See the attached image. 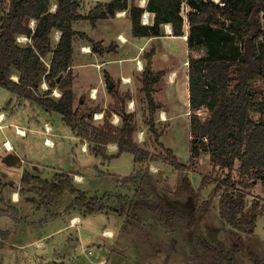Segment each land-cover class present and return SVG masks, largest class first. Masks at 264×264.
<instances>
[{"label": "trees", "instance_id": "16d2710c", "mask_svg": "<svg viewBox=\"0 0 264 264\" xmlns=\"http://www.w3.org/2000/svg\"><path fill=\"white\" fill-rule=\"evenodd\" d=\"M145 5L139 8L128 5V0H111L97 3L82 16L78 11V0H1L0 86L9 90L18 101L36 102L48 112H57L76 136L92 145L89 146L96 155L105 156L106 146L113 143L118 153L129 152L135 163H144L153 157L134 141V116L117 108L126 95L114 93L115 103L110 109L120 115V125H113L108 118L102 125H95L91 120L97 108L85 114L79 107L73 108L72 41L76 32L72 23L88 20L93 24L113 17L118 11L128 10L133 37H161L165 24L171 25L172 36L179 37L185 34L184 27L187 26L188 48L206 50L204 56L192 59L187 73L191 112L189 161L192 164L201 154L207 153L210 165L221 172V176L214 178L202 176L200 185L216 184L214 193H220L218 216L229 226L226 240L220 244L200 236L195 239V246L200 250L199 257H204L203 261L211 258L219 264H233L234 255L240 250L239 234H252L256 218L264 212L259 196L252 197L251 205L246 199L255 181H264V31L253 20L254 16L264 13V0H219V3L211 0H146ZM185 7L187 12L183 14ZM144 11L153 14L152 25L141 23ZM55 32L60 35L57 44L53 45ZM20 37L25 38V43L19 41ZM89 41L92 52H103L100 43ZM152 55L153 50L146 54L147 63L141 74L151 131L154 112L159 107L151 92L164 75V70H151ZM14 76L16 81L12 80ZM43 84L47 86L45 91L41 89ZM54 89L60 92L58 98L50 97ZM201 108L207 112L204 117L198 115ZM255 114L260 115L258 120ZM166 150L175 170L187 169L171 150ZM235 171L236 180L233 178ZM72 182L67 173L55 174L51 181L28 172L21 178V185L38 195L44 206L68 192L76 196L74 206L85 208L87 214L105 210L96 196L87 198L85 192L73 187ZM168 193L166 196L183 209L164 203L158 197L154 201L138 200L129 205L134 210L157 211V222L165 227H177L184 222L192 213L184 208L189 201L194 211L200 212L197 221L212 208L211 200L198 203L199 195L186 177ZM232 240L237 245L225 252V243L230 244ZM248 255L254 260L252 252ZM254 264L259 262L254 260Z\"/></svg>", "mask_w": 264, "mask_h": 264}, {"label": "rangeland", "instance_id": "374dc122", "mask_svg": "<svg viewBox=\"0 0 264 264\" xmlns=\"http://www.w3.org/2000/svg\"><path fill=\"white\" fill-rule=\"evenodd\" d=\"M86 1L82 0L84 6ZM211 1L219 3V0ZM80 2L81 0H78V5ZM132 4L141 3L136 0ZM84 6L78 9L80 15L86 12ZM253 20L255 25L264 31V13L254 16ZM30 25L33 26L34 21ZM73 25V29L86 33L94 40L104 39L106 42L108 38H111L120 44L115 36L116 32H120L131 42L118 53L108 52V63L102 65L105 68L101 69V66L98 69L95 66L98 60L79 55L80 51L77 47L87 37L82 36L81 33L76 35L77 42L74 49L76 53L73 52V57L76 59H72V73L74 79L77 70L78 81L75 82V87L73 86L75 79L72 84L73 108L79 107L80 112L84 114L95 109L96 106H98L97 109H102L101 107L105 104V98L101 95L95 103H89L88 100L89 87L94 86L97 75L104 70L116 74L118 78L123 74L130 75L135 70V60L129 59L131 55L138 52L145 44V51L141 55L145 64L144 57L147 51L154 48L152 69L154 71L162 69L164 75L151 92L155 104L159 106L152 120L153 131L148 124L147 100L139 78L141 73L133 77V84L129 86L123 85V80L107 77L106 79H111L114 84L110 92L108 88L105 90L106 97H113V100L109 97L106 109L114 106V93L126 95L122 105L118 104L117 108L121 107L125 113L133 114L136 126L134 141L142 149L148 150L153 158L144 163H135L133 155L129 152L96 155L91 152L93 149V147L90 148L91 144H89L90 152H82L80 140L71 132L57 112H48L36 102L18 101L9 90L0 86V113H3L5 118L0 126V152L4 150L2 143L10 139L15 151L25 157L28 162L33 163L36 168L38 167L40 177L48 181H51L55 173L60 171L71 175L77 172L81 175V179H74L72 182L74 187L84 191L87 198L96 196L105 206L102 212L87 214L85 208L74 206L73 200L76 196L68 192L52 204L45 206L38 197L35 205L42 206L38 210H31L29 208L31 204L23 201L16 205L10 204L8 210H5L4 205L1 206L0 227L5 223L13 224V229H17L18 234L20 230L25 231L27 228V232L22 235L25 241L32 240L37 243L20 250L13 249L10 244L4 243V239L11 236L0 233V264H100L102 259L106 260L105 264H219L211 258H205L203 261L204 257H199L200 250L198 251L195 246L197 241L195 239L200 236L210 239L213 244H220L223 239L226 240L229 226L224 224L218 216L220 193H214L216 184L210 183L206 187L200 185L202 176L214 178V176H221V172L214 170L210 165L207 153L201 154L192 164L189 161L191 112L187 87L183 81L184 73L187 76L192 59L197 60L200 56H204L206 50H190L188 42L181 37L154 38L146 43L145 37L132 36L129 18L121 22L114 21L113 24L107 23L96 31L91 30L88 22L79 21ZM23 38L20 37L19 40L25 43ZM58 38L59 35L55 32L52 36L53 45L57 44ZM235 43L240 47L239 42ZM113 45L114 42L109 45L112 50ZM102 50L100 54L104 53L103 48ZM82 51L85 50L82 49ZM120 57L125 59L124 63L118 62ZM76 65L79 66L74 69ZM171 70L177 76V81L169 87L166 79L168 71ZM13 78L14 81L17 77ZM78 83L85 87V91L89 90V93L85 95L78 87ZM41 89L45 91L47 86L43 84ZM77 91L81 92L76 94ZM59 96V90L55 89L50 95L51 98ZM127 97L131 99V102L126 100ZM111 112L105 113L102 121L97 120L98 115L92 114V123L102 125L104 119L108 118L114 125H120L121 118L116 121L119 114ZM161 112L168 114L167 119L162 122L159 120ZM206 114L204 109L199 110L198 115L204 117ZM254 117L258 120L260 115L255 114ZM10 122L35 130L30 131L27 137L17 138L13 135L14 126H10ZM45 123L50 127L46 134L42 132ZM45 140H49L51 146L45 144ZM166 149L171 150L177 161L186 165L187 169L181 172L175 170L169 163L170 158ZM132 175L134 178H129ZM184 177L190 181L198 193L199 204L204 200H211V210L199 221L197 216H200V212L191 208L192 213L181 225L165 227L157 222V211H146L141 208L134 210L133 206L129 205L130 202L138 200L154 201L157 197L164 203H167V199L171 201L166 194L175 190ZM233 178L237 179L236 171ZM11 179L14 181L13 177ZM254 184L255 186L249 191L250 196L246 199L252 204V197L257 195L260 197V205H264V181L256 180ZM23 190H25L23 193L30 191L28 188ZM121 211L123 213H120ZM65 212L67 214H64ZM74 214L78 215L80 221L71 228L65 227ZM50 215L53 217L49 218ZM256 220V227L252 234H239L242 244L238 243L240 250L234 255L233 264H254V260L264 264V212ZM171 221L175 223V219ZM104 230L112 231L110 238L102 235ZM236 245L237 242L234 240L230 244L225 243V252ZM248 252L253 253L254 260Z\"/></svg>", "mask_w": 264, "mask_h": 264}, {"label": "crops", "instance_id": "0c3cea01", "mask_svg": "<svg viewBox=\"0 0 264 264\" xmlns=\"http://www.w3.org/2000/svg\"><path fill=\"white\" fill-rule=\"evenodd\" d=\"M84 1H86V0H84ZM108 1H111V0H87L86 3H85L86 4L85 5L86 7H85L82 4V0H81L79 7H83L84 6V10H86L85 14H81V15L82 16H86L87 13L92 8H94L97 3H105V2H108ZM121 1H123V0H121ZM133 1H136V0H128V5H131ZM137 1H140L141 4H139V5L132 4V5H135V6L139 7V8H144L146 6L145 5L146 0H137ZM144 13H147L148 23H144V22H141V23H143L144 25H152L153 14H151L150 12H147V11H144ZM126 18L127 19L129 18L128 10L118 11V12L115 13V15L113 17H108V18H106L104 20H98V21H96L93 24H91L88 20H78V21L73 22L72 25L74 23L79 22V21H84V22H88L91 25V30L92 31H96V30L101 29L102 27H104V25H107V23L113 24L114 21L121 22V21H123ZM129 20H130V18H129ZM131 25H132V23H131ZM74 31L76 32V35L81 33V34H83V35H85L87 37L85 39V41H81L80 42L81 45L79 47H77L78 51H80L79 55H81V54L82 55H86V56H88L89 59L98 60L97 63L95 62V66L98 69L102 65H105V64L108 63V60H107V55H108L107 53L108 52L118 53L119 50H122L123 48H125V46L127 44L131 43L130 40L127 39L126 36L123 35L120 32H118V33L116 32V35H115L116 39L118 40V42H120V44H118L117 42L111 40V38H108L106 40V42L104 41V39L94 40L92 37H90L89 35H87L84 32H81V31H78V30H75V29H74ZM184 32H185V34L183 36H179V37H181L182 40L187 41L186 40L187 26L184 27ZM56 33H58V35H60L59 32H56ZM131 33H132V30H131ZM171 33H172L171 25L170 24H165L163 26V35L161 37H174V36L171 35ZM76 35L74 36L73 41H72V43L74 45V49L76 47L75 46V44H76L75 42H77V40L75 39ZM161 37H156V38H161ZM179 37H176V38H179ZM136 38H140V37H136ZM88 39L93 41V42L100 43L101 48L104 49V53L100 54V53L92 52V50H91V48H92L91 47V42ZM144 39H145V41L147 43L149 40L154 39V37H151V38L145 37ZM112 42H114V45H113L114 49L113 50L109 47V45ZM144 48H145V44L143 45V47L140 48V50H138V52L133 53L131 55V57L129 58L131 60H135V70H134V72L132 74H130L131 76L128 75V74H125V75L123 74L120 78H118L116 76V74H113V73L109 72L108 70L107 71L104 70L103 73H101L100 75H97V77H96L97 80H96V83L94 84V86L89 87V90H90V95H89V98H88L89 103L97 102L99 100V95H101L102 97L105 98V104L103 105V107H101L102 109H96L93 112V114L95 113L96 115H102L101 117H98V119H97L98 121H102L103 117H104V114L106 112H110L111 111L110 109H106V108L108 106L107 102H109L108 101L109 97H111V100H113V97L112 96L106 97L105 90H106V88H108L109 92H110L111 88L109 87V82L111 81L113 83V81L111 79H106V78L109 77V78H113V79L123 80L122 84L125 85V86L126 85L127 86L132 85L133 84V77L136 76L139 73L142 74L144 66L147 63V61L145 59V64H144V59L141 58V55L145 51ZM82 49L83 50L87 49V51H82ZM88 49H90V50H88ZM151 50H153V55L151 57L152 64H153V57L155 56L154 48L150 49L147 52L149 53ZM141 51H142V53H141ZM73 52H74V54L76 53L75 50ZM73 58L76 59L75 57H73ZM124 61H125V59L122 58V57H120V59L118 60L119 63H124ZM185 62H184V64H185ZM143 64H144V66H143ZM152 64H151V70L153 72H157V71H154L152 69ZM78 66L79 65L74 66V69H77ZM103 68H105V67L102 66L101 69H103ZM160 71H162V69ZM168 72L169 73L167 75L168 78L166 77L167 78L166 82L168 83L167 85L170 87L171 85L176 83L177 76L175 75L174 71H172V70L168 71ZM141 74L139 76L140 79L142 78ZM76 78H78L77 70H76V75H75V78H74L75 79L74 84H73L74 87H75V82L78 81V79H76ZM125 79H127V81ZM183 81H185V84H186V87H187V94H188V76H185V73H184V80ZM140 82H141V80H140ZM166 82H165V85H166ZM78 84H79L78 87L80 88V90L82 92H84L85 95L89 93V90L85 91V87L83 85H80V83H78ZM122 84L120 83V85H122ZM55 90L57 91V89H55ZM81 91H77L76 94L81 92ZM188 97H189V94H188ZM126 100L128 102L129 101L131 102V99H129L128 97H127ZM94 108H98V106H96ZM105 110H107V111H105ZM111 113H114V112H111ZM114 114H116V113H114ZM118 116H117L116 121L119 120L118 118H121L120 115H118ZM167 117H168V114L162 113V114L159 115V120L162 122L163 120L167 119ZM0 118H3L2 121H0V126H2L1 124L5 121V118L3 117V113H0ZM9 125L10 126H14L13 135L15 137H17V138L21 137V136H26L27 137L28 133H30V131H34L35 130V129L31 128V127H27L26 128L24 125L23 126H18L16 123L14 124L12 122H10ZM46 127H47V132L50 130L49 125L47 123H45L44 124V131H42L45 134L47 133V132H45ZM78 139L80 140L82 152L85 151V153H86V151H89V145L87 143L83 142L80 137H78ZM4 143H5L6 146H4ZM1 146H2V148H4V150H3V152H0V207L4 205V208L6 207L5 210L6 209L8 210L9 209L8 206L10 204L16 205L20 201H23V202H27V203L31 204L30 207H29L31 210H38V209L42 208V206H39V205L36 206L35 205V203H37L36 200L38 198V195H36L34 192H31V191H29L28 193H23V191H25L23 189L27 188V187H23L21 185V178H22V175H23L24 172L28 171V173H30V175H32V176H40L38 174V167L36 168L33 163L28 162L25 157H23L21 154L17 153L15 151L16 149L14 148V144L11 142L10 139H6L2 143ZM111 152H118L116 145L113 144V143H109V145L106 146L105 155H108ZM59 173H65V172L60 171V172L55 173V174H59ZM67 174H69V173H67ZM69 175L73 178V181H74V179L75 180L76 179H78V180L81 179V175H79L77 172H74L73 175H71V174H69ZM11 177L14 178V181L11 179ZM72 185H73V183H72ZM73 187H74V185H73ZM74 188H76V187H74ZM76 189H78V188H76ZM68 213H70V212H68ZM64 214H67V213L65 212ZM52 217H53L52 215L49 216V218H52ZM11 219L13 220L12 217H11ZM79 221H80V219H79L78 215L74 214V216L70 217L69 223L65 227H70L71 228V227L75 226V224H77ZM13 228H14L13 224H10V223H5V225H2L0 227V233L3 232L7 236H11L8 239H4V243L10 244L13 249H19L20 250L21 248H27L28 246H31V245H34L35 243H37L36 241H32V240L25 241V238L22 235L27 232V230H28L27 228H25V231L20 230L19 234L17 232V229L14 230ZM12 232H13V234H12ZM106 233H110V235H111L112 231L110 232V231L104 230L102 235L104 237H106ZM107 238H110V237H107ZM105 263H106L105 259L100 260V264H105Z\"/></svg>", "mask_w": 264, "mask_h": 264}, {"label": "water", "instance_id": "95a60500", "mask_svg": "<svg viewBox=\"0 0 264 264\" xmlns=\"http://www.w3.org/2000/svg\"><path fill=\"white\" fill-rule=\"evenodd\" d=\"M109 87H110V88L113 87V83H112L111 81L109 82ZM167 203L170 204V205H176V206L179 207L180 209H183V207H182L181 205H179V204H177V203H174V202L170 201L169 199H167ZM188 204H189V205H188L187 207L185 206L184 208H185V211H186V212L190 213V212H191L190 209L193 208V206H192L191 201H189ZM250 204H251V203H249V205H250Z\"/></svg>", "mask_w": 264, "mask_h": 264}, {"label": "built area", "instance_id": "2783aa9c", "mask_svg": "<svg viewBox=\"0 0 264 264\" xmlns=\"http://www.w3.org/2000/svg\"><path fill=\"white\" fill-rule=\"evenodd\" d=\"M186 12H187V8L185 7V8L183 9V14H185ZM141 22L148 23L147 13H143V14H142ZM23 40H24V42L26 41L25 38H23ZM23 40H22V41H23ZM19 41H21V40H19ZM16 79H17V78H16ZM16 79H15L14 81H16ZM0 121H2V118H0ZM45 132H47V127H46V129H45ZM48 141H49V140H45V144H47ZM4 146H6L5 143H4ZM48 146H51V145H48ZM89 254H90V252H89Z\"/></svg>", "mask_w": 264, "mask_h": 264}, {"label": "bare ground", "instance_id": "6f19581e", "mask_svg": "<svg viewBox=\"0 0 264 264\" xmlns=\"http://www.w3.org/2000/svg\"><path fill=\"white\" fill-rule=\"evenodd\" d=\"M85 51H87V49H85ZM125 80L127 81V79H125ZM128 82H129V81H128ZM101 116H102V115H98L97 118H98V117H101ZM2 119H3V118H2ZM47 144H48V145H51V142L48 141ZM111 235H112V234H111ZM111 235H110V233H106V236H107V237H110Z\"/></svg>", "mask_w": 264, "mask_h": 264}, {"label": "flooded vegetation", "instance_id": "af4514ba", "mask_svg": "<svg viewBox=\"0 0 264 264\" xmlns=\"http://www.w3.org/2000/svg\"><path fill=\"white\" fill-rule=\"evenodd\" d=\"M30 174V173H29ZM23 176V175H22ZM34 177H37V176H34ZM40 177V176H39ZM73 179V178H72ZM43 180H45V179H43ZM46 181H48V180H46Z\"/></svg>", "mask_w": 264, "mask_h": 264}]
</instances>
